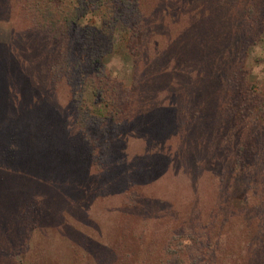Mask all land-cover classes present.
Returning <instances> with one entry per match:
<instances>
[{
  "label": "rangeland",
  "instance_id": "374dc122",
  "mask_svg": "<svg viewBox=\"0 0 264 264\" xmlns=\"http://www.w3.org/2000/svg\"><path fill=\"white\" fill-rule=\"evenodd\" d=\"M245 1L157 0L158 22L166 20L168 5L169 14H179V20L172 26L174 30H181L175 38L181 43L180 47L190 43L187 50H191V54L207 52V47L210 49L215 44L209 40L208 30L218 42L213 52L221 55V64L219 61V65H213L212 60L202 59V64L208 66L207 73L192 79L179 77L180 86L168 84L162 73L153 75L150 66H146L147 70L141 71L146 77L135 83L133 89L142 92L144 101L139 99L129 109L128 120L114 127L113 119L108 117L106 125H95L88 120L80 127L75 121L71 90H65L49 77L46 66L49 47L39 39L41 35L23 15V6L18 1L0 0V230L6 231V237L11 238L14 229L23 237L21 230L26 226H45L51 230V235L61 237L81 231L89 221L98 223V219L102 220L103 227L115 224L118 230L126 232V224L131 223L122 220L126 213L137 219L150 202L154 212L174 201L181 202L180 197L170 202L159 198L167 196L169 183L177 185L168 188H174L171 195H177L176 188L179 195L183 193L178 186L179 180L185 179L181 166L191 165L198 156L207 160L216 146L233 151L238 141L247 140L248 134L254 135V140L249 139L253 143L261 139L264 110L260 112L256 105L262 92L261 82L256 86L255 80L264 82V22L260 26L259 14L252 13L253 26L248 25ZM251 2L262 6L264 0ZM253 10L255 13V8ZM260 13H264V8ZM94 18L93 14L90 20ZM161 30L164 31H157ZM245 34L254 40L253 44L242 45ZM233 37L241 45H237ZM200 41L203 49L195 45ZM176 51L170 55L176 56L173 54ZM191 54L189 57L195 58ZM20 55L26 60L19 58ZM242 56L240 65L238 61ZM103 60L105 71L124 88L129 87L133 75L136 76L132 55L119 47ZM158 63L164 64L163 56ZM237 64L245 71L244 79L241 77L237 82L240 92L252 85L253 92L248 90V94L237 95L231 89L226 79ZM21 67V77L16 73L13 83L16 87L23 84L24 92L12 93L5 87L4 80L8 73ZM153 67L154 70L155 65ZM164 91L168 97L158 102ZM80 98L85 110L92 115L103 114L107 109L95 98L91 88H84ZM236 110L239 117L234 113ZM252 113L257 116L250 122ZM199 114L202 127L198 124ZM231 133L234 136L230 137ZM151 136L157 139V144ZM129 137L135 147L128 148ZM127 150L134 151V155H128ZM261 172L256 175L263 182V190L264 171L260 176ZM198 174L195 185L206 195L203 203L210 215L207 229L219 232L229 224L234 225L238 215L233 214L241 210L237 194L243 190L237 186L220 197L218 189L209 186L206 171ZM233 191L237 194H232ZM242 216L249 219L250 212L245 211ZM205 219L202 218L204 222ZM132 221L138 223V220ZM222 222H228L227 226ZM201 235L202 243L206 242L203 233ZM236 236L230 232L229 239ZM165 242L174 247L186 244V253L182 252L181 257L189 260L205 257L196 242L184 234L170 235ZM39 250H36L38 257L46 258L41 259L44 264H56L57 258H50L53 262H49L48 250ZM163 256L169 257L171 253L165 252Z\"/></svg>",
  "mask_w": 264,
  "mask_h": 264
},
{
  "label": "trees",
  "instance_id": "16d2710c",
  "mask_svg": "<svg viewBox=\"0 0 264 264\" xmlns=\"http://www.w3.org/2000/svg\"><path fill=\"white\" fill-rule=\"evenodd\" d=\"M16 1L23 6V15L31 22V26L41 35L39 39L50 49H48L49 61L46 63L50 79L62 84L65 90H71V99L75 104V121L80 127H84L88 120L95 125L97 123L106 125L108 117L113 119L114 127H117L121 121L128 120L131 117L128 115L129 109L136 105L139 99L144 101L141 98L142 92L133 89L135 83L146 77L141 72L146 66L147 68L150 66L153 75L162 73L168 84L178 86L179 77L192 79L207 73L208 66L202 64V59L205 62L206 59L212 60L213 65H219V61L221 64V55L217 54V51L213 52L218 42L206 28L203 31L207 30L209 40L215 43L210 49L207 47V52L195 51L196 54H191V50H187L190 43H185L181 48V43L175 39L181 30H174L172 26L179 20V14H169L171 7L168 5L165 11L166 20L158 22L160 17L156 15L155 8L157 0ZM244 6L248 11L247 17L245 13L248 25L251 24L250 18L253 13L259 14L261 26L264 22V13L260 12L264 8V3L262 7L251 0H246ZM93 14L95 18L90 20ZM158 29L164 31H157ZM247 36L248 34H245L241 40L242 45L253 44L254 40L248 39ZM234 38V42L240 44V41ZM211 41H209L210 45ZM195 45L198 49H203L201 41ZM119 47H123L132 55V64L136 70V76L133 75L131 84L127 88L105 71L104 56L118 50ZM176 49L177 51L173 53L176 56L170 55ZM190 54L195 58L189 57ZM162 56L164 64L158 63ZM22 57L23 55H20L19 58ZM242 59L243 56L238 61L240 65ZM153 65H155L154 70ZM22 69L21 67L11 71L4 80L5 87L12 93L24 92L23 84L20 83L16 87V83H13V76L18 73L21 77ZM244 72V69L237 64L226 79L230 81L231 89L237 95L248 94V90L253 92V85V87H245L240 92L241 86L237 85V82L241 77L244 79ZM259 82H261L259 86L262 96L256 105L261 112L264 110V82L255 80L256 86ZM86 87L91 88L95 98L107 106L106 113L92 115L85 110L80 96L83 95ZM5 94L7 95V92ZM166 94L167 91L162 92L158 102L164 101L168 97ZM158 102L156 100V103ZM237 108L240 110L239 105ZM196 113L198 112H194ZM234 113L239 117V111L236 110ZM256 116L252 113L250 122L255 120ZM200 120L202 117L198 121L202 127ZM217 128L223 131L221 125ZM152 136L157 144V139ZM232 136L233 133L230 137ZM253 136L248 134L247 140L238 141L233 151L222 150L216 146L213 147L215 151L208 154L207 160L198 156L191 165L181 166L185 179L179 180L178 186L183 193L179 195V189L176 188L177 195H171L174 188L170 190L168 188L177 185L169 183L167 196L159 197L160 200L167 202L180 197L181 202L174 201L169 203V206L157 208L156 212L150 207V202L146 211L136 216L137 219L126 213V218L122 220L131 222L126 224V232L123 229L118 230L115 224L103 227L100 219L97 220L98 223L89 221L90 224L83 225L81 231H73V234L61 235V237L60 234L56 237L51 235V230L45 226L33 228L26 226L21 230L23 237H19V231L15 229L12 230L11 238L6 237L5 230H0L2 240H0V264H44L42 260L46 258L40 255L41 260L36 253L39 249L48 250L49 262H53L50 258H57L56 264H264V189L262 190L263 182L256 175L257 172L262 171L261 176L264 171V134L255 143L252 142ZM130 140L133 139L131 137L127 139L128 148L135 147L136 145ZM127 152L128 155H134L132 150ZM203 171H206L207 182L211 183L209 186L217 188L220 197L229 194L237 186L243 190L240 194L234 191L232 193L237 194L241 202H239L241 210L233 214L238 215V219L234 225L232 223L228 226V222L224 224L223 221V226H227V229L219 232L207 229L209 223L207 216L210 215L207 205L203 203L206 195L198 191V186L195 185L199 180L198 172ZM217 175L218 182H223L222 184L216 181ZM192 181L194 184H190ZM163 186L166 187L165 184ZM245 211L248 214L250 212L249 219L243 218L242 213ZM40 212L41 209L38 210V214ZM202 214L206 217L205 222L202 220L204 218ZM132 220H138V223ZM230 232L237 236L229 239ZM202 233L206 241L204 243L200 239H204ZM180 234L195 241L205 257L199 259L192 257L189 260L184 256L181 257L182 252L186 253V244L180 243V247H174L168 244V241L165 242L166 237ZM165 252H170L171 256L164 257Z\"/></svg>",
  "mask_w": 264,
  "mask_h": 264
}]
</instances>
